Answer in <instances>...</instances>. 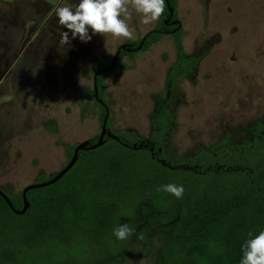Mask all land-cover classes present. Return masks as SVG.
Here are the masks:
<instances>
[{
  "label": "rangeland",
  "instance_id": "obj_1",
  "mask_svg": "<svg viewBox=\"0 0 264 264\" xmlns=\"http://www.w3.org/2000/svg\"><path fill=\"white\" fill-rule=\"evenodd\" d=\"M176 12L179 34L163 33L147 50L124 55L103 80L112 131L147 138L158 103L167 102L175 122L164 141L171 162L234 149L264 123V0H177ZM156 22L144 25L133 12L132 40L97 34L62 46L67 29L47 0H0V96H14L0 103V189L15 193L43 181L66 164V144L100 132L91 94L97 62L112 61L124 41L142 38ZM177 35L189 61L167 85ZM134 240L124 264H153L154 250L143 254Z\"/></svg>",
  "mask_w": 264,
  "mask_h": 264
},
{
  "label": "trees",
  "instance_id": "obj_2",
  "mask_svg": "<svg viewBox=\"0 0 264 264\" xmlns=\"http://www.w3.org/2000/svg\"><path fill=\"white\" fill-rule=\"evenodd\" d=\"M168 1L172 16L166 6L154 27L162 31L149 30L141 51L163 33L179 34L181 27L172 32L177 24L164 22L177 18V0ZM140 40L124 41L113 69H108L111 60L97 62L105 69L96 75L99 99L106 101L104 76L122 65L124 55L135 54ZM176 43L178 58L167 85L189 61L179 35ZM166 104L158 103L147 138L133 130L112 131L107 120L103 144L79 150L74 165L56 182L28 190L23 214L13 212L0 195V264H124L137 235L117 240L113 230L123 223L145 235L141 253L153 249V264H240L248 233L264 231V123L234 149L201 151L171 162L164 141L175 122ZM98 105L102 123L106 108ZM98 136L88 138V145ZM75 145H65L67 161ZM168 183L184 187L181 199L157 191ZM3 191L20 210L22 189ZM154 233L160 240H153Z\"/></svg>",
  "mask_w": 264,
  "mask_h": 264
},
{
  "label": "clouds",
  "instance_id": "obj_3",
  "mask_svg": "<svg viewBox=\"0 0 264 264\" xmlns=\"http://www.w3.org/2000/svg\"><path fill=\"white\" fill-rule=\"evenodd\" d=\"M47 2L54 7L59 26L67 29L60 32L59 44L62 46H70L71 40L77 37L81 42H89L92 35L97 34L104 37L112 36L119 40H132L135 33V29L130 25L133 12L140 16L142 24L150 25L160 19L166 8L165 0H78L74 5L65 3L62 6L57 5L56 0ZM13 100L14 96L11 94L0 96V103ZM157 191L181 199L184 187L168 183L161 185ZM134 234L137 235V239H144L142 233H136L127 223L120 224L113 230V235L120 241ZM248 237L241 246L240 264H264V231L255 235L249 232Z\"/></svg>",
  "mask_w": 264,
  "mask_h": 264
},
{
  "label": "water",
  "instance_id": "obj_4",
  "mask_svg": "<svg viewBox=\"0 0 264 264\" xmlns=\"http://www.w3.org/2000/svg\"><path fill=\"white\" fill-rule=\"evenodd\" d=\"M165 2H166V6L169 8V12H170L169 16L171 17L172 14H173L174 8L170 7L168 0H165ZM165 24H167L166 20H165ZM171 24L172 25L177 24V27L171 30L172 32L176 31L180 27L179 20H175L174 19V20L171 21ZM151 31L152 32H158V31H161V30L152 29ZM147 34H148V32L141 38L139 44L136 47L137 50L141 48V46H142ZM124 47H125V44H122L120 46V48L116 51V53H115V55H114V57H113V59L111 61L110 66L108 67V69H113L114 68V66L116 64V59H117V57H118V55L120 53V49H122ZM103 70H105V69H98L95 72V74H94V87H93L94 96L96 97L98 102L100 104H102L106 108V115L102 119L101 130L99 132V136H98L97 141L94 144H92V145H88V142H89L88 140H84V141H81V142L77 143L75 145V147H74L73 154L70 157V159L58 171H56V173L51 178H49L48 180H45V181L33 182V183H29V184L25 185L22 188L23 205H22V208L20 210L16 209L13 206V204H12L11 200L9 199L8 195L3 190L0 189V195L4 198V200L7 202L9 207L16 214H23L27 210L29 202H28V199H27V196H26V192L28 190L33 189V188H37V187H42V186H45V185H49L51 183L56 182L74 165V163L77 160L79 150L94 149V148H96V147H98V146L103 144L104 136L109 133V130L107 129L108 109H107V104L102 99L98 98V90H97V84H96V75H98Z\"/></svg>",
  "mask_w": 264,
  "mask_h": 264
},
{
  "label": "flooded vegetation",
  "instance_id": "obj_5",
  "mask_svg": "<svg viewBox=\"0 0 264 264\" xmlns=\"http://www.w3.org/2000/svg\"><path fill=\"white\" fill-rule=\"evenodd\" d=\"M165 20L167 21V24H166V25H168V24L171 25V21L174 20V19H170V18H169V19H165ZM159 30H160V29H159ZM161 31H162V30H161ZM119 47H120V46H119ZM124 48H125V47H124Z\"/></svg>",
  "mask_w": 264,
  "mask_h": 264
}]
</instances>
